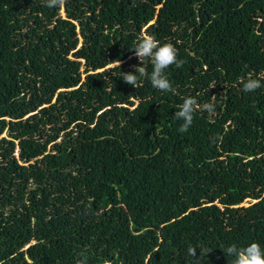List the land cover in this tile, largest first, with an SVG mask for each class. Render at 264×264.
Listing matches in <instances>:
<instances>
[{"label": "trees", "instance_id": "trees-1", "mask_svg": "<svg viewBox=\"0 0 264 264\" xmlns=\"http://www.w3.org/2000/svg\"><path fill=\"white\" fill-rule=\"evenodd\" d=\"M0 264H264V0H0Z\"/></svg>", "mask_w": 264, "mask_h": 264}, {"label": "rangeland", "instance_id": "rangeland-1", "mask_svg": "<svg viewBox=\"0 0 264 264\" xmlns=\"http://www.w3.org/2000/svg\"><path fill=\"white\" fill-rule=\"evenodd\" d=\"M62 13H64V11H63ZM112 65H114V64H112ZM5 135H7V133H5ZM17 151H18V148H17ZM247 204H249V200H247V201H245V202L243 203V205H247Z\"/></svg>", "mask_w": 264, "mask_h": 264}]
</instances>
